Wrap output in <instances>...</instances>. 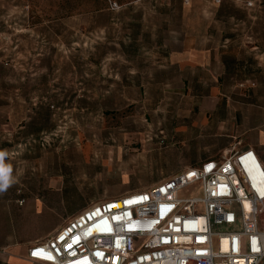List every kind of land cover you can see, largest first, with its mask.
<instances>
[{
	"label": "crops",
	"instance_id": "0c3cea01",
	"mask_svg": "<svg viewBox=\"0 0 264 264\" xmlns=\"http://www.w3.org/2000/svg\"><path fill=\"white\" fill-rule=\"evenodd\" d=\"M228 1L252 19L241 37L238 30L235 36L232 29L219 30V44L208 37L198 49L154 47L148 53L155 55L149 58L140 56L133 61L131 55H124L122 61L98 64L93 88L86 93L81 89L92 107L83 105L73 113L99 118L92 124L103 129L98 133L108 132V128H122V132L99 139L85 137L81 142L79 135L64 131L61 142L71 146L63 154L50 152L51 143L59 139L51 138L57 137L55 132L45 137L41 135L46 132L27 133L21 142L17 138L18 149L27 148L29 155L32 150L34 156L20 157L18 152L4 160L12 166L16 181L0 193V264H42L28 260L29 248L51 237L82 211L148 190L187 168L246 150H253L264 166V0H223L222 4ZM231 18L241 22L236 15ZM124 49L132 53L131 46ZM79 97L62 95L63 100ZM107 98L113 105L100 103ZM134 105L148 121L133 123ZM144 127L162 133L164 146L159 145L157 135L156 145L141 146V133L133 128ZM136 159H145L139 168L147 165L142 177L149 182L145 187L131 182ZM31 162L39 167L33 168ZM96 177L105 181L96 187L95 195L101 198L86 204L75 201L73 180Z\"/></svg>",
	"mask_w": 264,
	"mask_h": 264
},
{
	"label": "rangeland",
	"instance_id": "374dc122",
	"mask_svg": "<svg viewBox=\"0 0 264 264\" xmlns=\"http://www.w3.org/2000/svg\"><path fill=\"white\" fill-rule=\"evenodd\" d=\"M222 2L0 0V141L3 150H7L8 156L18 152L20 157L34 156L32 150L29 155L30 150L17 147V138L21 142L27 133L46 132L41 135L45 137L55 132L57 137L51 138L59 139L51 143L50 152L63 154L71 146L67 141L61 142L64 131L79 135L81 142L85 137L99 139L115 135V131L122 132V128H108V132L98 133L103 129L92 124L98 123L99 118L73 113L83 105L92 107V101L85 100L82 94L93 88L97 77L93 79V72L98 64L122 61L124 55H131L133 61L140 56L149 58L155 55L148 53L154 47L198 49L208 37H212V43L219 44L222 39L219 30L232 29V35L240 32L241 37L243 30L251 27L249 13L237 10L231 1ZM233 15L241 22L232 21ZM124 46H131L132 53H127ZM63 94L80 95V99L63 100ZM100 103L111 106L114 102L107 98ZM137 106H132L133 123L148 121V116L134 109ZM66 110L72 112L66 113ZM133 132L141 133L139 141L143 147L156 145L155 135L159 137V145L165 144L160 141L163 134L153 128H133ZM35 151L38 154L40 150ZM143 162L145 159H136L133 163V172L137 173L133 174L131 182L140 187L149 183L142 179L147 168V165L139 168ZM31 163L33 168L39 167ZM104 182L99 177L80 178L77 183L81 192L75 201L86 204L100 199L95 195L96 187H102ZM188 196H191L189 190L180 194L182 198ZM38 219L37 213V222Z\"/></svg>",
	"mask_w": 264,
	"mask_h": 264
},
{
	"label": "built area",
	"instance_id": "2783aa9c",
	"mask_svg": "<svg viewBox=\"0 0 264 264\" xmlns=\"http://www.w3.org/2000/svg\"><path fill=\"white\" fill-rule=\"evenodd\" d=\"M186 190L191 196L180 197ZM27 258L42 264H264V166L246 150L187 168L148 190L87 208L30 247Z\"/></svg>",
	"mask_w": 264,
	"mask_h": 264
},
{
	"label": "clouds",
	"instance_id": "9594fccd",
	"mask_svg": "<svg viewBox=\"0 0 264 264\" xmlns=\"http://www.w3.org/2000/svg\"><path fill=\"white\" fill-rule=\"evenodd\" d=\"M8 155L7 150L0 151V193L6 191L16 181V178L11 174L12 166L4 163Z\"/></svg>",
	"mask_w": 264,
	"mask_h": 264
},
{
	"label": "flooded vegetation",
	"instance_id": "af4514ba",
	"mask_svg": "<svg viewBox=\"0 0 264 264\" xmlns=\"http://www.w3.org/2000/svg\"><path fill=\"white\" fill-rule=\"evenodd\" d=\"M72 184H73V186L75 185V187L73 189H71V192L78 194L80 191L78 190V188L76 186L77 182L73 180Z\"/></svg>",
	"mask_w": 264,
	"mask_h": 264
}]
</instances>
